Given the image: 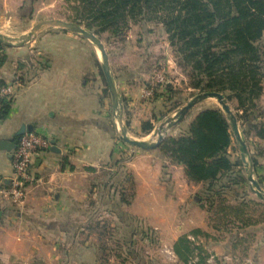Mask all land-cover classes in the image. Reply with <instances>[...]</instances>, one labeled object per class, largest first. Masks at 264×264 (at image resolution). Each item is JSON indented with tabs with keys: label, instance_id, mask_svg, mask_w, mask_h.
<instances>
[{
	"label": "crops",
	"instance_id": "0c3cea01",
	"mask_svg": "<svg viewBox=\"0 0 264 264\" xmlns=\"http://www.w3.org/2000/svg\"><path fill=\"white\" fill-rule=\"evenodd\" d=\"M0 3L1 30L5 15L14 18L25 0ZM1 54L7 59L0 78L17 83L0 112V177L9 183L13 176L23 128L49 136L53 145L34 155L38 181L23 203L0 197V264H187L176 251L175 258L166 256L158 244L175 250L191 234L227 257V264H264V220L219 232L198 199L204 184L190 180L184 165L158 147L120 139L116 95L90 39L49 29L24 44H7ZM109 56L129 136L148 139L166 123L171 133L186 132L200 111L212 108L198 104L174 118L183 107L171 106V83L150 103L138 82L130 85L144 70L126 72L123 83V71ZM146 121L153 124L149 133Z\"/></svg>",
	"mask_w": 264,
	"mask_h": 264
},
{
	"label": "trees",
	"instance_id": "16d2710c",
	"mask_svg": "<svg viewBox=\"0 0 264 264\" xmlns=\"http://www.w3.org/2000/svg\"><path fill=\"white\" fill-rule=\"evenodd\" d=\"M76 2L80 11L76 23L97 34L108 32V38L124 36L133 23L162 24L178 65L187 71L191 85L201 92L230 91L244 109L254 105L262 95L264 50L258 42L264 36V0ZM6 45L0 42V49ZM6 59V54L0 55V66ZM7 102L4 100L3 113L8 108ZM180 116L181 113L177 115ZM232 129L222 109L206 108L197 114L186 132L163 139L158 147L163 155L185 166L190 180L204 184L198 199L208 211L225 182H238L237 177H242L244 159L235 155L236 133ZM143 130L151 132L153 124L144 122ZM258 134L264 137V130ZM252 165L256 170L255 158ZM205 199L211 201L208 207ZM197 250L204 258L206 249L189 235L179 239L175 246L187 264Z\"/></svg>",
	"mask_w": 264,
	"mask_h": 264
},
{
	"label": "rangeland",
	"instance_id": "374dc122",
	"mask_svg": "<svg viewBox=\"0 0 264 264\" xmlns=\"http://www.w3.org/2000/svg\"><path fill=\"white\" fill-rule=\"evenodd\" d=\"M76 1L77 0H25V4L19 8L14 18L11 19L12 14L5 15V23L7 24L0 30V33L11 37V44H22L24 36H26L34 26L46 20L63 19L76 22V19H78L77 17L80 16V11L77 8L78 2ZM1 4L2 3H0V5ZM81 25L86 27L84 24ZM55 28L62 29V27H53L51 29ZM40 32L36 33L35 36ZM95 34L105 45L108 56L110 55L109 57L114 60L113 62L119 66L118 69L120 71H118H123L119 74L123 83L127 79L125 74L128 72L132 71L134 73L144 70V74H141V76L131 82L130 85L134 82H138V84L143 87V90L152 87L153 94L146 96L150 103L154 102L157 98H161L160 96L163 93H160L161 91L159 90L163 88L166 89L168 83H171L172 91L169 92V94L173 99V103L171 104L172 107L178 106L179 109H181L189 101L198 98V102L192 107L194 108L193 110H196L198 107L197 105L201 104L200 106L216 107L225 112L217 97L208 96L201 99L199 98L201 97L200 94L203 92L191 85L187 71L178 65L173 47L168 40V34L162 24L152 21L133 23L131 28L127 30V33L121 37L108 38V32ZM258 43L262 47V50H264V36ZM99 51L102 55L100 49ZM115 79L117 81V78ZM118 82L119 81H117V86L119 87ZM105 86L108 87L107 84ZM224 95L226 102L236 116L241 134L245 138L248 154L246 155V163L242 153V143L234 133L233 145L235 155H242L244 159L242 177L240 175L237 177L238 182L226 181L225 185L221 187V193L215 197L212 210L208 211L205 207L210 214V218L216 219L215 223L219 226L217 229L219 232L221 231V233L229 230L233 231L237 227L244 226L247 224V220L250 221V223L255 221V223H259L264 220V199L254 191L253 185L248 179L247 171V168L251 166L253 176L258 180L261 189L264 190V137L258 134L259 131L264 130V90L262 95L256 99L255 104L249 105L247 109L240 106L238 99L233 96L230 91L224 92ZM118 103V113L123 120V124L127 127L129 119L126 115V110H124L125 100L121 97ZM225 113L232 124L230 115L227 112ZM174 118H178L177 114ZM174 118L170 117V122H176ZM170 124L171 123H166L163 124L162 127L157 128L154 135L150 136L148 139L156 141V133L160 130L165 132L168 130L166 138L170 136H179L184 133H180L179 130L171 133ZM232 130L234 131V129ZM175 132L176 135H174ZM120 139L122 140V138ZM252 158H255L257 162L256 170L252 165ZM204 189L205 187L203 190ZM201 193L203 194V191L199 194ZM203 197H205V195ZM204 202L207 207L211 203L210 199H205ZM199 242V244L204 246L202 241L199 240ZM159 245L160 244H158V247L163 251L166 244ZM204 248L208 251L206 247ZM163 253L165 252L163 251Z\"/></svg>",
	"mask_w": 264,
	"mask_h": 264
},
{
	"label": "built area",
	"instance_id": "2783aa9c",
	"mask_svg": "<svg viewBox=\"0 0 264 264\" xmlns=\"http://www.w3.org/2000/svg\"><path fill=\"white\" fill-rule=\"evenodd\" d=\"M17 81L14 83H3L0 78V112L2 111L4 100L10 98L14 94V88ZM149 87L144 90V96L153 94V88ZM119 108L116 109V113ZM168 130L156 133V140L160 136L166 138ZM163 141V140H162ZM52 140L49 136L41 134L37 131H27L23 133L14 148L12 165L13 176L9 183L5 178L0 177V197L14 203H23L30 186L38 181L37 174L32 169L34 164V155L39 151H44L52 147ZM189 238L196 244H199V239L195 235H189ZM163 251L169 258H175L176 253L173 247L165 245ZM227 257L219 256L214 252L207 251L204 258H201L199 251L190 259L189 264H227Z\"/></svg>",
	"mask_w": 264,
	"mask_h": 264
},
{
	"label": "water",
	"instance_id": "95a60500",
	"mask_svg": "<svg viewBox=\"0 0 264 264\" xmlns=\"http://www.w3.org/2000/svg\"><path fill=\"white\" fill-rule=\"evenodd\" d=\"M53 27H62L64 29L79 33L82 36L90 39L101 50L102 58H103V68H104L105 74L107 76L108 82L110 84V87L112 88L114 94L116 95V103H117V108H118L119 97H117V96L119 94V88L117 86V81H116V79H115V77L111 71L110 64H109V58H108V54H107L105 45L103 44L101 39L95 33H93L92 31H90L86 27H84L83 25L76 23V22L67 21V20H63V19L46 20V21L34 26L28 32V34L26 36H24V38L22 39V44L29 42L34 37V35L36 33L40 32V31H44V30H49ZM10 38H11L10 36H7L3 33H0V42H2L4 44H11ZM200 96H201V98L208 97V96L217 97L219 102L223 106V109L225 110V112H227L230 115V119L232 121L233 129H234L235 133L237 134L239 140L242 143V153H243V157L245 159V162L247 163L246 155L248 154V151H247V147L245 144V138L241 134L236 116L233 114L231 107L226 102L224 93L214 91V92L202 93V94H200ZM198 100H199L198 98H195L194 100L189 101L181 109L180 112L182 114L180 117H184L186 115V113L198 102ZM117 118H118L117 122H118V126H119V134H120L122 140H124L125 142L131 144L132 146H136V147H140V148H144V149H154V148L159 147V145L161 144V142L163 140L162 136H160L158 138V140H156V141H152L149 139H137V138H133V137L129 136L127 127L123 124V120L120 117L119 113H117ZM24 131H25V128H23L21 133L23 134ZM4 145L5 144H1L0 146H4ZM247 171H248V179L252 183L254 191L261 198L264 199V190L261 189L258 180L255 179V177L253 176V171H252L251 166H249L247 168ZM0 214H1V211H0Z\"/></svg>",
	"mask_w": 264,
	"mask_h": 264
}]
</instances>
